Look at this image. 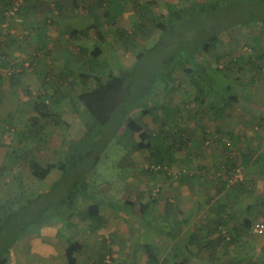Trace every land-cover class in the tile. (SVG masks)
Instances as JSON below:
<instances>
[{
  "label": "rangeland",
  "instance_id": "rangeland-1",
  "mask_svg": "<svg viewBox=\"0 0 264 264\" xmlns=\"http://www.w3.org/2000/svg\"><path fill=\"white\" fill-rule=\"evenodd\" d=\"M100 1L102 6L98 0H28L23 6H37V10L20 13L22 22H13L9 28L4 27L0 3V33L6 36L4 39L1 35L0 60L22 65L17 69L20 83L16 86L10 83L13 69L0 65V169L6 167L0 174V258H6V264H46V258L39 259L32 247L39 242L49 244L50 238L58 234L56 244L63 259L71 241L78 239L83 244L81 264H99L104 256L107 264H149L151 254L158 264H212L208 261L209 250L190 242L196 228L206 231L209 225L216 236L226 239L224 243L233 242L218 250L213 264H264V234L253 231L256 223L264 221V179H247L246 194L231 186L218 194L229 159L243 174L246 165L259 155L258 150L249 148L248 143L253 141L247 135L264 127L260 123L264 119V69L258 79L247 84L249 71L239 68L245 67L250 56L264 50L263 24L251 19L255 15L264 19V0H211L205 5L197 0ZM213 3L218 5L211 9ZM171 4L185 13L172 28ZM143 12L146 21L141 20ZM86 15L93 25L86 26ZM245 15L251 16L249 26L236 25ZM61 17L64 21L58 20ZM160 22L164 29L156 26ZM94 26L106 38L104 56L99 59L88 53L98 42ZM224 28L228 31L219 35L222 44L211 53L197 50L209 36ZM71 30H76L74 38L66 37ZM202 64L208 66L207 74H203ZM184 65L194 70V79L203 88V106L195 100L199 92L191 81L193 77L180 74ZM110 71L128 76L126 92L106 121V115L102 119L89 113L78 98L94 86V80L84 81L82 74L107 77ZM63 72L66 80L59 82L57 77ZM48 80L54 81L52 86ZM227 86L244 98L228 105L226 96L232 93ZM57 89L62 93L58 100L53 96ZM39 95L47 96L48 109L55 114L54 121H42L41 129L31 123L39 115L31 101ZM144 111L149 114L145 116ZM127 119L150 130L156 161L165 162L173 155L175 162L166 165L164 172L155 171L147 149L134 151L141 139L128 131ZM183 130L189 139L186 150L195 152L191 162L189 155L175 154L172 146L180 142ZM81 136L84 150H91L92 155L75 174L79 175L81 194L83 181L90 180L97 201L105 203L99 231L91 230L90 221L78 216L70 221L74 222L71 229L69 220H63L62 226L56 218L60 205L55 203L54 194H44L61 173L55 170L41 181L22 164L28 154L43 167L56 163L69 140ZM172 136L177 137L176 142ZM144 156L147 159L140 163ZM19 173L21 184L13 179ZM188 173L199 178L183 184L180 177ZM196 197L202 200L199 211H194ZM171 199L185 213L191 212V222L179 240L180 251L172 248L169 239L145 227L139 206L149 202L148 213L161 219L165 201ZM126 201H134L137 206L125 205ZM221 204L227 207L223 214L226 220L218 226L215 220ZM245 219L251 220L253 227L247 229ZM165 227L170 226L158 224L159 231H169ZM206 238L204 235L201 241L206 243Z\"/></svg>",
  "mask_w": 264,
  "mask_h": 264
},
{
  "label": "trees",
  "instance_id": "trees-1",
  "mask_svg": "<svg viewBox=\"0 0 264 264\" xmlns=\"http://www.w3.org/2000/svg\"><path fill=\"white\" fill-rule=\"evenodd\" d=\"M199 1L198 4L199 5H205L206 3L208 4V1L211 0H197ZM16 2V0H0V3L3 5L2 9H1V16H2V20L3 22H6L5 20V12L11 8L14 3ZM28 3V1H27ZM30 3V2H29ZM98 4L99 6L103 5V2H101L100 0H98ZM218 5L213 3L210 5L211 9H214L215 6ZM171 28L173 27V23L175 21H178L180 19H182L183 14H185L182 9H180L179 6L175 5V4H171ZM37 6L32 7V9L30 8H25L24 6L21 7L19 14L21 13H26L28 11L31 10H37L36 8ZM24 8V9H23ZM245 6L243 7L244 10ZM23 9V10H22ZM60 9V7L58 8ZM246 11V10H244ZM170 13V12H169ZM141 20L146 21V19L148 18L147 15L143 12L141 13ZM251 17V16H250ZM250 17H247L246 15L243 17V19L239 20L238 23H236V25H248V20L250 19ZM252 20L257 21L258 24L261 23L262 25V30H264V19L258 16H253L251 17ZM156 26L158 28L164 29L165 25L160 23H157ZM249 26V25H248ZM247 27V26H246ZM98 26H94L96 35L98 37V42L96 44V47L90 51L89 56L94 57L95 59H99L100 57H102L103 55V49H102V45L106 42V38L104 36V34L101 32V30H98ZM232 29V28H231ZM225 31H228L227 29H222L219 30L216 34H213L211 36H209L206 41H204L199 47H198V51H201L203 54H209L211 53L218 45L222 44V41L220 40L219 35ZM121 38H123L124 34L123 33H119ZM1 35H5L2 34V31L0 33V40H1ZM2 36V37H3ZM6 36H4V39ZM5 41V40H3ZM4 45L7 47L8 46V42L6 41L3 42ZM3 45L1 44L0 41V46ZM81 52L86 53L85 49H80ZM88 54V53H86ZM140 57H138L137 59L139 60ZM0 65L4 68H9L10 70L13 69V73H10V83L13 84L14 86L18 85L20 82V76L18 77V74L20 75V73L17 72V69L22 67V65H9V62L7 60H0ZM201 70H203V74H207V70H208V66H205L202 64ZM241 71H245L246 69L249 71V76L248 78H246V80H249L247 82V84H252L254 79H258L259 75L261 74V72L264 69V50L262 51V53H260L259 55L256 56H250L249 59L245 62V67L244 68H239ZM22 73V72H21ZM181 73H185L187 75L190 76V78L193 77V79H191L192 83L196 86L197 91L199 92V95L196 97V101L198 103H201L203 106L205 104L204 99H203V95H200V93L202 92L201 90H203L201 84L198 81H195L194 79V70L188 69L186 67V65L183 66ZM127 76L128 74H122L121 75H115L113 74L111 71L108 73L107 77L100 75V76H92L90 75V73H85L82 74L80 77L82 80L84 81H88V80H94V86L91 88V90L89 92H86L84 94H82L81 96H79V101L85 105V107L87 108V110L89 111V113L93 114V115H97V117H100L103 119L104 115H106L107 120L109 121L110 119V115H112L114 113V111H116V109L118 108V103L120 102L121 97L123 96V94L126 92V84H127ZM251 76V78L249 79V77ZM57 79L59 80V82H62L63 80H66L64 75H60L57 77ZM2 80V75L0 74V81ZM49 85H53L54 81L48 80ZM238 82V81H237ZM47 83V82H46ZM68 83L72 84L71 81H68ZM240 84V86L242 87H246V84H242L240 82H238ZM48 84V83H47ZM231 86H227V91L231 92L232 94H229L227 96H229L226 99L229 102L228 105H230L231 103H235L238 102L240 98H244V95H242L241 92H233L231 91ZM58 90V89H57ZM55 91V93L53 94L55 99H60L59 97L62 95L61 90ZM205 97V96H204ZM48 98L47 96L42 97V96H38L35 100L33 99L31 101V106L33 108H35L37 111H39V115L36 117L32 118V125H34V127H39L42 124V121H48V120H55V114H53L50 109H48ZM66 113V112H65ZM145 114V116H147L149 114V111H144L143 112ZM75 115L79 114V108H76L75 110ZM62 120V119H61ZM61 122V121H59ZM54 124H59L58 122H52ZM83 123V122H82ZM84 125V124H83ZM125 125L128 129L129 132H131L133 135H139L140 136V142L137 143L133 149L134 151H140L142 149H147L149 152V156L151 158V163L152 165H154L155 167L159 168V172L162 173L164 172V170L166 169V165H171L173 162V155H171V158H169V160L167 161H156L155 159L158 157L153 145L150 144L151 142V137H150V130L143 124L137 123L135 120L133 119H127L125 120ZM39 129H41L39 127ZM39 133V132H38ZM185 131L183 130L181 132V136L178 138L180 140L179 143H177L175 141V138L172 136L171 140L173 142H176L174 145H172L174 148H176V150H182L185 146V144L188 143L189 139H187L185 136ZM234 133H228L229 136L233 135ZM32 137V136H31ZM221 138H224L221 135ZM219 138L218 140L221 142L222 139ZM82 139L83 136H81L79 139H77L76 141H72L71 139L69 140L68 145L65 146V148L61 151L60 155H59V159L57 160L56 163H52L47 165L46 167H43L39 162L35 161L34 159L30 158V154H28L27 156H24L23 159V163L22 164H26V167L28 168L30 174L35 177L38 180L41 181H45L48 176L55 170L59 171L61 173V177L60 179L54 181L50 187L47 188V190L44 192L45 195H49L50 192H52V194H54L55 196V203L57 205H60V207L58 208L57 212L58 213V217H56L62 224H65V222L63 220H69L68 224L71 223L70 221L72 219H74L76 216H78L79 218H81L82 220L86 221H90V229L94 230V231H99L101 228L100 223H102L103 221V217L101 215V207L105 206V203H102L101 201H97L96 197H95V192L90 190V185L89 182L90 180H88L89 182L83 181L84 186H82L83 188V194H81L80 187H79V175L75 174L78 170L79 167L82 166V164L92 155L91 154V150L89 151H85V147L82 145ZM39 142H43V139H40ZM225 149L227 151H229V148L227 145L224 146ZM153 149V152L152 150ZM26 154V153H25ZM96 160L98 161V157L96 158ZM258 162H256L255 164H247V168L245 170V172L243 173L244 177L246 178L245 182H240V183H235L231 186V189L233 190H237L240 193H248V189L246 186V181L247 179H249L250 181H257L258 179H264V160L261 157L260 159L257 160ZM21 165V164H19ZM256 165V166H255ZM259 166V167H258ZM224 168H226L225 171V175L221 178V188L218 190V194H220L223 190H226V187L228 186V179L230 178V176L235 172V170L237 169L235 164L233 163V161L231 159H229V161L227 162V164L224 166ZM91 169H94V165H92ZM6 170V167H3L2 169H0V174L3 173V171ZM87 172H91V171H87ZM147 172V170L145 171ZM246 173V176H245ZM75 174V175H74ZM196 178H199L196 175H192V174H185L182 175L180 177V181L183 184H190L192 181L196 180ZM15 183L17 184H21L22 183V177H21V173L16 174L13 177ZM85 188H87L88 190L85 191ZM51 194V195H52ZM44 195V196H45ZM83 195V198H80L79 196ZM67 201H70L71 204H69L68 206H64V203L67 204ZM63 204V207H61V205ZM125 205L131 206V207H136L137 204L134 201H126ZM140 206V211H141V215H142V221L145 225V227L148 230H151L152 232H157L155 233L156 236L159 237H164L166 239H169L172 248L174 250L180 251L182 249L181 244L179 242L180 237L182 236V234L184 233V230L186 227L189 226L191 219L189 217V213L191 214V212L185 213L182 212V210L180 209V206L172 200H166L165 201V206H164V214L161 216V219H157L153 213H148L149 212V208L151 207L150 203L147 202L145 204L141 203L139 204ZM47 208L44 207L43 210H45ZM200 209V208H199ZM199 209H196V211H199ZM227 207L225 206V204H221L219 206V211H218V217L217 220H215L216 224H218V226H222L224 225V220H226V216H224V212H226ZM66 213V214H62V213ZM147 222V223H146ZM159 223H163L166 225H169L170 227H165V228H170L169 231H159L158 229V224ZM73 226V223H71L69 225V227ZM244 226H246L247 229H250L251 227H253L252 225V221L249 219H245L244 221ZM70 227V228H71ZM68 228V229H70ZM254 228V227H253ZM206 231H203L201 228H196V230H194V232L192 233V235L190 236V242L192 244L197 243V246L199 247H206V249L209 250V256H208V261H210V263H215L217 261L216 256H218V250L224 246V245H233L232 241H228V243H224V241L226 240L225 238H220L219 236H216V233H214L213 229L208 225ZM212 229V230H211ZM60 231V229H59ZM159 232H161L162 234H160ZM206 236V243H203L202 237ZM233 238V237H232ZM209 239V240H208ZM83 249V245H81L78 242L75 241H71L69 243V248L67 249V254L68 257L70 259L71 263H74V259H73V255L74 253L77 252H81ZM110 253V251L108 252ZM136 254V253H135ZM105 257V256H104ZM102 257V262H100L99 264H107L105 262V258ZM151 261L149 262V264H158L159 261L154 257V254H151ZM7 263V259L6 258H0V264H6ZM109 264H112L111 262ZM136 264V263H135ZM257 264V263H256Z\"/></svg>",
  "mask_w": 264,
  "mask_h": 264
},
{
  "label": "crops",
  "instance_id": "crops-1",
  "mask_svg": "<svg viewBox=\"0 0 264 264\" xmlns=\"http://www.w3.org/2000/svg\"><path fill=\"white\" fill-rule=\"evenodd\" d=\"M99 5V4H98ZM86 17V19H87V21L89 22V24L87 25L86 24V26H91V25H93V23H91L90 22V18H89V16H85ZM58 20H62V21H64V17H61L60 19L58 18ZM82 30V29H81ZM76 30H71V31H69L67 34H66V37H73V36H75V34L74 33H76L75 32ZM80 32H84V31H80ZM64 34L66 33V32H63ZM95 35H96V32H95ZM74 38V37H73ZM80 51V50H79ZM104 50H103V55H102V57L104 56ZM88 53H90V52H88ZM66 69V72L69 70L68 68H64V70ZM71 73H73V72H71ZM62 75H65V73L63 72L62 73ZM81 75V74H80ZM262 106L264 107V100L262 101ZM261 125H263L264 126V119L263 120H261ZM248 136V139H250V140H252L253 141V143H248V145H249V148H254L255 149V151H257L258 150V154L259 155H256L255 156V158H254V160H252V162L250 163V164H255L256 162H258L257 160L258 159H260L261 157L263 158V160H264V127H263V130L262 131H260V132H250V134H248L247 135ZM186 147H188V145L187 144H185V146H184V148L180 151V150H176V148H174L176 151H175V154H186V155H189L188 157V161L189 162H191L190 161V158H191V155H193L192 153H195V152H188L187 150H186ZM186 150V151H185ZM195 150V149H194ZM138 153V152H137ZM146 156H144L143 158H145ZM147 157H150L149 155L147 156ZM139 159V161H140V163L142 162V160L144 161V160H146L147 158H145V159ZM174 159V158H173ZM173 162H175V160H173ZM137 162H135L134 161V164H136ZM139 163V162H138ZM51 175V174H50ZM49 175V176H50ZM48 176V177H49ZM48 179V178H47ZM46 179V180H47ZM45 180V181H46ZM258 180H260V179H258ZM257 180V181H258ZM54 181H56V180H53V182ZM128 187H129V189L130 190H133V186L132 185H128ZM172 200V199H171ZM196 200H197V203H196V207H195V209H202V200H201V198L200 197H196ZM172 201H174V200H172ZM181 209V208H180ZM199 209V210H200ZM194 211H196V210H194ZM182 212H184V210L182 209ZM101 215H102V211H101ZM103 217V216H102ZM104 219V218H103ZM73 224H74V222H72ZM73 227H74V225H73ZM71 229V228H70ZM57 231H59V229H57ZM42 236H43V234H41ZM40 235V236H41ZM56 235H58V234H55V236H54V238L51 240V238H50V243L48 244V243H42V242H39L38 244H35V245H37V246H34V247H32V249H33V251H34V253H36V256L37 257H39V259L40 258H46V259H44L43 260V262H48V263H46V264H81L80 262H79V255L80 254H82V252H83V249H84V247H83V249H82V251L81 252H77V253H74V255H73V259H74V263H71L70 262V259H69V257H68V254H67V249H68V247L66 248V257L64 256V259H63V255H60V253H58V246H57V244H56V239H57V237H56ZM121 237V236H120ZM73 241H75V242H78V243H80L81 245H83L78 239L77 240H73ZM38 248V250L35 252V250ZM32 256H34V254L32 255ZM50 259V260H49ZM26 261H28V260H26Z\"/></svg>",
  "mask_w": 264,
  "mask_h": 264
},
{
  "label": "built area",
  "instance_id": "built-area-1",
  "mask_svg": "<svg viewBox=\"0 0 264 264\" xmlns=\"http://www.w3.org/2000/svg\"><path fill=\"white\" fill-rule=\"evenodd\" d=\"M28 0H16V2L14 3V5L9 8L6 12H5V28H9L13 22L15 23H21L22 19L19 16V12L21 7L27 2ZM149 166L146 167V169ZM155 167V166H153ZM156 170L158 171L159 168L155 167ZM240 182H244V175L241 172L240 168H237L234 172V174H232L230 176V178L228 179V186H232L235 183H240ZM253 231L256 235H262L264 234V221H259L258 223L255 224ZM108 263H110L109 261H107Z\"/></svg>",
  "mask_w": 264,
  "mask_h": 264
}]
</instances>
